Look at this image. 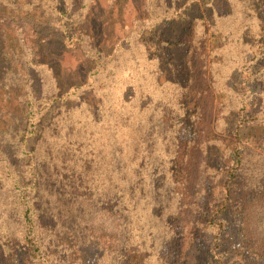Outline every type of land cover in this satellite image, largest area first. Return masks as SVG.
<instances>
[{
	"label": "rangeland",
	"instance_id": "1",
	"mask_svg": "<svg viewBox=\"0 0 264 264\" xmlns=\"http://www.w3.org/2000/svg\"><path fill=\"white\" fill-rule=\"evenodd\" d=\"M263 29L264 0H0V264L26 258L27 196L57 216L35 228L32 264H118L117 250L141 264H264V198L214 217L230 143L245 191L263 190L264 123L242 124L264 120ZM203 49L214 100L202 106L215 111L210 143L186 159Z\"/></svg>",
	"mask_w": 264,
	"mask_h": 264
},
{
	"label": "trees",
	"instance_id": "2",
	"mask_svg": "<svg viewBox=\"0 0 264 264\" xmlns=\"http://www.w3.org/2000/svg\"><path fill=\"white\" fill-rule=\"evenodd\" d=\"M17 5L18 4L16 3L10 6L13 8V10H15V12L17 13L22 12L23 7L17 6ZM14 6H17V8L14 9ZM25 12L28 13V11H25ZM12 13H14V11ZM262 36H264V32ZM191 43H190V51H189L188 60L191 65V69L193 70L192 72L193 74L190 73L189 85L195 84L197 81L196 80L197 77L196 75H194V72H195L194 68H196L197 65L194 66V62H193V55L195 53L194 45L196 44L194 39H193V44ZM263 44H264V41H261L260 46H262ZM198 57L201 62V65L198 66V68L199 70H203V72L201 73L203 77L202 78L203 87L201 90H199L196 93L199 111L196 114L197 119H196V122L194 123L196 125L195 130L193 132L194 138L187 141L185 144H183L184 149H186L188 152L186 153L185 156H182V158H186L187 156L186 159H190L191 157L190 152L194 150L193 147L203 148L204 145H208L210 143V141L206 140V134H208L211 131V125H209V122H211V116L213 112L215 111L214 107L210 108V105L206 107L202 106V102L204 100H210V101L212 99L214 100L213 98L214 92L211 86L212 83L211 81H209V78L211 77L210 75L211 67L207 64V57L204 52V49L202 50V52L199 54ZM59 85L60 84H58L57 87ZM64 93L60 89L61 96H63ZM30 98L31 99H30L28 106L24 105L20 113L22 115L21 122L25 124V128H27V130H29V126L34 122L33 119L34 117H36L35 115H37V113L34 112L33 105L31 104L32 98L36 100L37 98L35 96H30ZM60 100L62 101V97H60ZM256 123H264L263 113L261 111H256V112H253L251 115L242 117V124H256ZM199 127L203 128L204 130L203 133L205 134V137L203 136L202 138H198V136L201 135L200 131L198 130ZM239 143L242 144L240 141ZM226 148L232 149L233 151L230 152L232 153L231 155L229 154V160H228L229 168L226 171L227 180L225 182L223 201L221 202L220 206H218L214 217H220L219 215H223L228 212H232L234 210H237V212L242 213L244 216V214L248 213L250 207H253L255 205V203L252 201L256 197L264 198V184H262L263 190H258V191H257L256 184H251V187H250L251 192L247 193L245 191V188L248 186V183L245 181V179L241 178L239 175L236 174L237 167L241 165L243 162V154H242L243 148L242 146L239 147L237 143L233 144V142L230 143V145L227 146ZM35 155H37V158H38V153H36ZM44 170L45 168L43 166L37 165V168L34 170L35 173L32 176L33 180L26 187L31 188V189L38 188L39 178L43 176L42 173ZM16 184L18 186L21 185V180L19 178H17ZM75 190L76 188H74V191ZM45 192H48V190H45ZM119 194L121 195V193ZM23 199L25 201L22 204L23 205V208H22L23 219L27 224V228L29 229V234H27L26 236V244H25L26 258L24 259L23 264H32V262H34L36 259V253L40 251L39 245L41 244L37 236L38 234H36L35 228L38 227V232H39V230L42 227H44L42 225L44 223V222L42 223V220L45 219V220L53 221L54 219H56L57 216L50 210L46 211V210L40 209L39 207H41V204L39 202L38 203L36 202L37 200L35 197L27 196V197H23ZM118 207H119V203H118ZM214 219L215 221H217L216 218H213V222H211L213 226L221 228V224L219 225L218 223H216ZM36 222L39 224H37ZM32 233L35 234V236L31 239L30 236L32 235ZM115 253L119 255L118 264H141L143 262V258L141 257V254L137 252L132 253V251L117 250L115 251ZM211 264H224V263L219 258L211 262ZM254 264H257V263L254 262Z\"/></svg>",
	"mask_w": 264,
	"mask_h": 264
}]
</instances>
